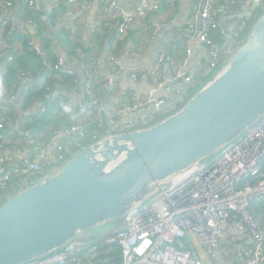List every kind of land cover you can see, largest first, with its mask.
<instances>
[{
  "label": "built area",
  "instance_id": "1",
  "mask_svg": "<svg viewBox=\"0 0 264 264\" xmlns=\"http://www.w3.org/2000/svg\"><path fill=\"white\" fill-rule=\"evenodd\" d=\"M80 2L50 0L49 8L73 6ZM22 3L33 4L31 0L18 3L0 0V53L21 50V47L14 46L17 40L8 41L6 30L13 26L15 32H24V23L19 20L16 7ZM132 3L131 8L121 5L118 0H101L99 3L102 18L113 22L120 35L126 34L136 20L144 19L149 13L159 12L163 5L173 7L176 0H132ZM193 6L190 23L181 32L185 55L171 63V70L166 65L168 62L162 47L156 49L152 67L129 70L128 77L133 81L141 75L149 76L151 86L144 95H139L134 88L129 87L121 93L116 103L110 102L107 96L96 98L92 83L98 82L97 58L93 53L78 51L70 58L81 62L82 90L89 98L85 101L64 102L66 108L73 105L74 124L52 127L47 133L27 132L24 137H13L7 132V124L0 111V163L12 158L11 164H15V159L22 163L3 173L0 170V188H6L0 194V203L71 156L72 148L67 142L75 139L80 128L91 120L103 128L99 137L130 131L136 125L152 121L171 96L185 98L194 79L200 81L198 75L195 77L188 71L191 41L196 39L206 48L207 61L201 75L214 70L218 72L241 44L234 36L242 28L239 23L231 26L218 46L211 39V33L220 25V17L240 16L244 11L263 7L264 0H193ZM163 25L162 22L159 26ZM67 31L69 34L74 33L73 28ZM28 44L31 42L28 41ZM35 48L40 51L39 47ZM65 60L59 55L52 66L48 65V69L73 76V82L78 83L79 78L74 71L63 69ZM109 63L112 70L100 84L103 90L110 89L114 77L121 70L117 57L109 56ZM19 77L31 78L23 74ZM183 85H186L185 88L179 92L177 89ZM46 89L50 90L49 87ZM58 96L59 91H55L47 96V100ZM43 110L44 105H41L40 111ZM144 112H148L149 116L139 119L138 115ZM81 117H89L90 121L81 123ZM263 200L264 114L232 144L224 146L209 160L175 178L167 188L156 193L145 205L133 210L124 219L110 225L94 241L77 237L61 249L26 264H99L98 248L103 245L118 247L120 264H263L264 225L250 212L253 203ZM178 240L182 246L177 244Z\"/></svg>",
  "mask_w": 264,
  "mask_h": 264
},
{
  "label": "water",
  "instance_id": "2",
  "mask_svg": "<svg viewBox=\"0 0 264 264\" xmlns=\"http://www.w3.org/2000/svg\"><path fill=\"white\" fill-rule=\"evenodd\" d=\"M180 3L187 10L188 0ZM177 101L171 114L100 136L4 199L0 264H26L101 234L252 128L264 114V6L223 67Z\"/></svg>",
  "mask_w": 264,
  "mask_h": 264
},
{
  "label": "crops",
  "instance_id": "3",
  "mask_svg": "<svg viewBox=\"0 0 264 264\" xmlns=\"http://www.w3.org/2000/svg\"><path fill=\"white\" fill-rule=\"evenodd\" d=\"M24 0H15L16 3ZM36 7L43 6V11L49 10L50 0H31ZM42 1V2H41ZM101 0H81L80 4L73 6L61 5L58 8H55L52 13H54V22L51 23L50 19L47 16H42L41 19L44 21V25H40V29L43 30L44 35H48L51 39L50 50H46L43 53V59L46 63V68L48 70V65L52 66L59 55L65 57V63L63 65L64 70H71L76 73L79 78L77 85H68L64 84L61 87V92L67 99V101H85L87 96L82 90V77H81V62L73 61L70 58L72 49L70 47H65L61 41L55 38L57 33L65 32L71 28L74 29V33L70 35L72 38L78 39L80 43L84 45L85 50L89 49L92 51L96 58V73L99 77H105L112 70V66L109 63V54H108V40L105 41L104 45H99L98 40L95 39L94 33L98 32L101 36L108 35V32L111 31L112 26L110 22L103 19L99 11V3ZM121 5H125L127 8L133 6L132 0H118ZM42 4V5H41ZM21 5V4H20ZM165 7L163 5L161 10L162 14L155 17L144 18L142 20H136L129 31L126 33L127 42L125 43L123 49L120 50L118 58V64L121 67L120 72L114 77L113 83L110 87L109 94L107 99L116 103L119 101L121 93L132 87L139 95H144L149 90L151 84L149 76L141 75L136 81L131 80L128 77V72L130 69L135 67L145 66L147 68L152 67L154 61V54L158 47H162L165 52L169 51L171 54H174L175 57H170V64L167 63V67L171 70V63L178 60L176 54L185 55V48L181 40V32L187 27L190 23V14L194 10L193 0H188V8L182 9L180 0H176V9L174 11V16L172 19H167L165 15ZM164 11V12H163ZM245 13V11L243 12ZM241 13L240 16L243 14ZM237 17H220L219 24L223 27L224 33L230 30L231 26L237 23ZM24 23V32L17 33L13 26H10L6 30V35L8 32H13L20 34L24 37L27 35L32 37V42L37 45V37L31 36L35 32V26L32 23L27 22L26 20H20ZM164 23L163 26H159L160 23ZM30 34V35H29ZM30 40V39H29ZM179 41L183 48V51L176 50L175 43ZM133 45V46H132ZM15 47H21L23 49L22 43H17ZM134 47L135 49H131ZM191 54L189 59L188 71L193 76H197L199 80L202 78L201 73L204 71L207 57H206V48L198 40L193 39L190 43ZM19 49V48H18ZM77 50H81L80 48ZM76 50V51H77ZM134 50V52H132ZM136 51V52H135ZM138 51V52H137ZM135 53V54H133ZM133 54V55H132ZM51 75L52 71H48L46 74ZM19 77V76H18ZM30 81L29 79L19 78V81L15 83V94L11 97L14 106L17 108V115L15 120L11 125V128L19 134H26L28 131L23 132L20 130V124L26 116L35 111L41 112L40 107L43 105V101L36 102L33 105L26 108L25 111H21L19 107V94L23 89L27 88ZM186 85L180 86L181 89H177L179 92L185 88ZM176 90V89H175ZM177 96H171L163 110L172 107L177 101ZM75 113L72 111V108H68V113H62L60 108L57 107L55 112L52 113V121L48 123L49 125L55 124V122H66L76 120L74 119ZM139 119L146 118L149 116L148 112L141 113L138 115ZM81 123H88L89 117H81L79 119ZM24 153V151H22ZM20 156V155H19Z\"/></svg>",
  "mask_w": 264,
  "mask_h": 264
},
{
  "label": "trees",
  "instance_id": "4",
  "mask_svg": "<svg viewBox=\"0 0 264 264\" xmlns=\"http://www.w3.org/2000/svg\"><path fill=\"white\" fill-rule=\"evenodd\" d=\"M15 2V0H13ZM42 2V1H41ZM224 2V1H222ZM221 2V4H222ZM42 5V4H41ZM17 10L19 14V20H29L35 26V32L31 34V36L37 37V45H33L32 37L30 36H22L20 34H16L13 32H8L6 38H8L9 42L12 40H17L19 43H22L23 49L19 51L15 50H5L0 53V111L3 113L4 122L6 125V130L13 137H24L25 134L16 133L14 129L11 128L9 122H13L17 115V108L14 106L11 97L15 94V85L16 82L19 81L18 76L23 74L25 76H31L30 85L27 88L23 89V91L19 94V107L21 111H25L26 108L33 105L36 102L43 101L44 110L41 112L35 111L34 113L29 114L22 120L20 124V130L23 132L28 131L30 134H37L41 132L47 133L48 130L52 127H60V126H69L75 123V120L66 121V122H55V124L49 125L52 121L51 115L55 112L56 108L59 107L62 113H68L69 107H64V102L67 101L65 96L61 92V87L64 84L68 85H77L78 83L73 82V76H70L66 73H56L52 72L51 75L46 74L49 69L46 68V63L43 59V53L46 50H50V42L51 39L48 35H44L43 30L40 29V25H44V21H42V16H47L50 19V22H54V13L52 11L53 8H49L51 12L46 10H42V8L36 7L34 4L29 5L22 3L21 5H17ZM176 9V4L173 7H165V15L167 19H171L174 16V11ZM263 7H255L247 12L243 13L241 16H237V23L242 25V28L237 31V34L234 36L237 42H244L252 24L255 19L261 14ZM163 11V12H164ZM162 14V10L159 12H153L147 14L145 18L155 17ZM112 29L108 32V35L101 36L100 33H94L95 39L98 40L99 45H104L105 41L108 40V54L109 56L117 57L119 56V52L123 49L125 43L127 42L126 34L120 35L117 33L115 24L109 21ZM187 28V27H185ZM184 28V29H185ZM183 29V30H184ZM182 30V31H183ZM128 32V31H127ZM30 35V34H29ZM68 31L62 33H57L55 38L59 39L63 46L70 47L72 50L71 55L77 53L78 51H83L86 53H93L89 51V49L84 48V45L78 41L76 38H72ZM30 39V40H29ZM211 39L218 46L224 40V31L223 27L219 25L215 31L211 33ZM28 41L31 44H28ZM183 44V43H182ZM133 46V45H132ZM131 49H135L134 47ZM35 47H39L40 51H36ZM81 50H77V49ZM77 50V51H76ZM176 50L183 51L181 43L177 41L175 43L174 51ZM185 51V50H184ZM134 52V50H132ZM136 52V51H135ZM138 52V51H137ZM94 54V53H93ZM95 55V54H94ZM178 60H180L183 56L181 53L176 54ZM175 57L174 54H171L168 48V51L165 52V60L170 64V57ZM4 66V68H3ZM216 71L207 72L202 76L200 81L198 79H194L193 85L188 88L187 94L185 95V99L188 98L194 91H196L202 84H204L209 78H211ZM77 76V75H76ZM43 79L38 83L39 79ZM78 78V76H77ZM104 77H98V82L92 83V89L94 91V95L96 98L103 99V97L108 96L109 91L103 90L100 88V84L103 82ZM79 81V80H78ZM74 86V85H73ZM46 87H49L50 90H47ZM59 89V90H58ZM55 91H59V96L53 100H47V96H51ZM87 96V95H86ZM89 97L87 96V99ZM68 102V101H67ZM183 105V102H175V104L168 108L160 111L158 115L147 124L136 125L129 130L138 129L142 126H148L161 118L171 114L178 108ZM71 105L70 107H72ZM75 119V118H74ZM103 128L98 127L96 121L91 120L88 124L84 125L80 128V131L75 139H71L70 142H67L69 146L72 148V152L75 153L82 147L93 143L99 138L100 133ZM7 149L9 147L7 146ZM10 155V154H9ZM12 159H5L2 163H0V170L2 173L4 171H9V169L13 167L21 166L22 163L18 159H15V164H11ZM6 190L5 187L0 188V194L4 193ZM251 214L257 218L262 225H264V200L256 201L251 205L250 208ZM264 249V247H263ZM100 252L99 264H120L121 263V254L118 247L115 246H99L98 248ZM264 264V263H263Z\"/></svg>",
  "mask_w": 264,
  "mask_h": 264
},
{
  "label": "rangeland",
  "instance_id": "5",
  "mask_svg": "<svg viewBox=\"0 0 264 264\" xmlns=\"http://www.w3.org/2000/svg\"><path fill=\"white\" fill-rule=\"evenodd\" d=\"M207 72H205L206 74ZM97 235L95 233H89L87 236H86V239L89 240V241H94L96 239Z\"/></svg>",
  "mask_w": 264,
  "mask_h": 264
},
{
  "label": "bare ground",
  "instance_id": "6",
  "mask_svg": "<svg viewBox=\"0 0 264 264\" xmlns=\"http://www.w3.org/2000/svg\"><path fill=\"white\" fill-rule=\"evenodd\" d=\"M181 177V176H180Z\"/></svg>",
  "mask_w": 264,
  "mask_h": 264
}]
</instances>
